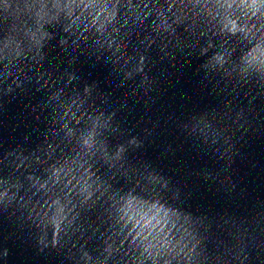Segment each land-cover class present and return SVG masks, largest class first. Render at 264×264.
Here are the masks:
<instances>
[{
	"label": "clouds",
	"instance_id": "clouds-1",
	"mask_svg": "<svg viewBox=\"0 0 264 264\" xmlns=\"http://www.w3.org/2000/svg\"><path fill=\"white\" fill-rule=\"evenodd\" d=\"M17 11L19 23L8 17L0 21V117L7 115L6 98H15L17 89L30 85L46 91V102L37 105L33 119L45 116V128L54 127L55 136L27 157L28 166L39 171L0 176V215L34 241L37 257L48 258L46 264H215L205 252L211 221L196 227L199 238L194 239L191 226L170 217L163 205L146 207L131 196L142 185L155 187L157 179L147 170L138 174L125 169L122 148L109 151L107 121L92 113V105L103 106L110 98L94 100L89 87L74 93L66 90L64 81L78 79L81 61L94 56L97 61L110 57V67L122 84L135 80L151 86L153 63L157 71L173 67L176 58L192 51L188 44L196 34L199 44L205 29L216 21L225 38L249 42L251 47L239 57L244 68L237 75L247 84L245 74L253 69L260 83L264 0H20ZM222 18L227 23L221 24ZM201 47V58L216 60L219 69L232 58L210 43ZM83 113L90 119L82 123ZM214 121L215 117L197 121L186 132L219 139L223 126ZM20 168L17 163L16 170ZM125 184L129 196L116 198V190L124 191ZM236 231L241 239L235 252L227 250L228 259L255 264L245 233ZM8 256L4 247L3 264Z\"/></svg>",
	"mask_w": 264,
	"mask_h": 264
},
{
	"label": "water",
	"instance_id": "water-1",
	"mask_svg": "<svg viewBox=\"0 0 264 264\" xmlns=\"http://www.w3.org/2000/svg\"><path fill=\"white\" fill-rule=\"evenodd\" d=\"M19 3L0 0V21L8 17L19 23ZM220 23L227 21L222 18ZM213 30L215 37L211 35ZM198 37L199 33L188 44L192 51L176 58L173 67L157 71L153 63V75L148 77L151 86L135 80L122 84L110 67V57L97 61L92 56L81 61L78 79L71 84L64 81L66 90L82 94L89 87L94 100L110 98L111 102L105 100L103 106L92 105V113L107 121L109 151L115 153L122 148L125 169L138 174L147 170L157 179L155 187L142 185L131 196L146 207L163 205L170 217H179L186 227L191 226L189 233L194 239L199 238L196 227L211 221L205 252L215 264H240L235 257L228 259L227 252L237 249L241 239L238 228L245 233L250 258L255 264H264V71L259 73L260 83L253 78L257 75L253 69L245 74L249 83L240 79L237 73L244 63L239 57L251 45L243 37L225 38L216 21L205 29V38L199 44ZM209 43L225 56L231 54L225 69H219L211 57L201 58V45L207 47ZM258 43L264 48V39ZM2 80L0 73V94ZM17 93L15 98H6L7 115L0 117V176L20 177L39 171L36 166H28L27 157L31 159L46 146L45 141L51 143L55 136L54 127L46 130L45 116L39 121L32 116L38 111L37 105L42 107L46 102V91L29 85L17 89ZM213 117V124L223 126L222 132L218 130L219 139L187 134L197 121ZM80 118L83 123L90 115L83 113ZM16 156L21 157L18 162H14ZM127 187L125 184L124 191L117 189L116 198L128 197ZM103 238L99 235L100 240ZM4 247L9 250L7 264L48 261L37 257L34 241L18 232L13 220L0 215V255Z\"/></svg>",
	"mask_w": 264,
	"mask_h": 264
}]
</instances>
